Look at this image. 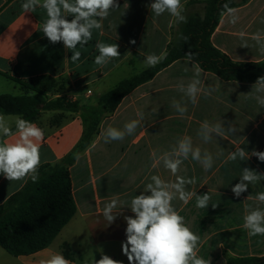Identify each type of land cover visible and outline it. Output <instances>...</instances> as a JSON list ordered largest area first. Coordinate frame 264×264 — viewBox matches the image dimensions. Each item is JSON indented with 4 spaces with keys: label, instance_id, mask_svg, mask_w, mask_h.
Instances as JSON below:
<instances>
[{
    "label": "crops",
    "instance_id": "0c3cea01",
    "mask_svg": "<svg viewBox=\"0 0 264 264\" xmlns=\"http://www.w3.org/2000/svg\"><path fill=\"white\" fill-rule=\"evenodd\" d=\"M193 1L205 0H181L183 16L202 12L200 5L191 4ZM23 2L0 0V95H23L21 84H31L42 77L64 78L73 102L95 107L99 98L121 81L149 68L140 53L165 57L177 27L176 18L168 12L156 16L150 11L148 5L153 0H117L119 8L110 10L102 21L103 28L93 30L87 44L82 48L77 46L81 57L73 62L72 51L66 50L62 41L53 44L44 35L46 10L38 7L34 12L25 13L21 8ZM234 9L237 22L230 23V18L223 14L212 34V44L236 62L263 61L264 51L260 46L264 44V0H249ZM241 32L245 33L243 39ZM257 32L262 33L259 43L251 38ZM132 40L135 44L130 43ZM97 42L118 44L120 57L113 58L106 66L96 65ZM194 78L202 81L200 87L213 90L209 96L199 94L193 105L177 85L186 86ZM253 85L225 81L203 69L197 77L192 63L179 59L134 89L112 115L103 118L98 134L70 167L77 209L71 221L47 249L33 255L13 257L0 247V264H41L56 253L62 254L70 264H94L101 254L129 264L122 252V242L126 240L124 217L134 215L129 208L131 199L151 182V175H159L166 182L176 180L162 163L152 167L151 154L171 151L185 136L191 137L194 148H201L202 155L206 149L214 159L213 167L205 170L189 154L176 174L194 177L196 182L186 185V189L197 195L207 193L210 197L206 208L196 207V196L187 204L178 196L172 201L175 210L184 217L185 226L199 237L197 256L210 264H227L232 258L264 257V235L249 236L243 227L246 208H264V204L255 199H246L264 192V181L249 184L239 198L231 191L244 168L264 173V162L255 156L246 161L228 159V154L238 147L248 152L264 151V107L255 98H264V92L255 93ZM174 100L187 107L184 116L173 107ZM137 111L143 112L144 118L135 132L123 140L106 143L105 130L109 126L123 129L125 123L139 119ZM3 117L12 134L5 137L0 133V144L14 143L18 138L16 120L19 116ZM205 120L209 125L222 122L226 134L213 132L205 142L201 135ZM29 122L44 133L43 138L36 141L40 152L39 169L59 164L69 156L83 140L91 119L83 111H42ZM229 126L235 131L228 132ZM30 179L31 174L9 181L0 174V206L22 190ZM112 200L117 201L116 219L108 223L103 208ZM213 205L217 206L213 208Z\"/></svg>",
    "mask_w": 264,
    "mask_h": 264
},
{
    "label": "clouds",
    "instance_id": "9594fccd",
    "mask_svg": "<svg viewBox=\"0 0 264 264\" xmlns=\"http://www.w3.org/2000/svg\"><path fill=\"white\" fill-rule=\"evenodd\" d=\"M38 7L45 9L47 13V19L42 28L44 35L53 44L62 41L65 49L72 51L71 60L75 62L81 57V52L76 50L77 46L82 48L87 44L92 39L93 30L102 29V21L109 16L110 10L119 8V4L117 0H43V3L41 0H24L21 5L25 13L34 12ZM148 7L156 16L168 12L176 18L177 22H186V17L182 15L184 6L181 0H153ZM223 9L224 14L230 18L229 22L235 24L238 19L237 10L230 8L227 3L223 5ZM69 16L72 17L71 20L68 19ZM261 34L257 32L251 38L259 43ZM240 36L243 39L245 33L241 32ZM130 43L135 44V40ZM244 46L247 47V43ZM95 47L99 55L95 57L94 63L98 66H106L113 58L120 57L119 45L116 43L97 42ZM260 50L264 51V44H261ZM127 54L131 55V53ZM140 54L145 57L143 63L147 67H155L165 58L163 54ZM195 55L189 51L185 54L184 60L185 63H192L198 77L201 69L195 62ZM201 83L199 78H194L186 86L179 84L177 87L194 105L197 103L199 94L209 96L213 90L211 87H200ZM252 87L255 93L264 92V77H259ZM255 98L257 103L264 107V98L259 96ZM172 105L181 116L187 112V107L175 100ZM137 116L139 119L125 123L123 129L109 126L104 132L105 142L123 140L126 135H132L143 120L144 114L137 111ZM16 128L18 138L15 142L0 144V174L9 181L21 180L31 174V179L35 182L38 179L37 169L40 165V152L36 141L43 138V130L19 117L16 120ZM227 131L235 130L229 126ZM213 132L217 135H225L223 123L209 125L205 120L201 125V135L205 142L209 141ZM0 133L5 137L12 134L3 116H0ZM189 154L192 160L198 161L205 170L213 167V155L206 149L202 155L201 148H194L191 137L188 136L178 140L171 151L163 153L154 151L151 154L152 167L162 163L165 169L176 176V180L166 182L159 175H151V182L146 184L139 195L131 199L129 208L134 215L124 217L127 225L126 240L122 242V252L129 264H210L209 261L197 256L196 247L199 237L185 226L184 217L179 215L172 205L173 199L177 196L184 204L196 196L197 208L208 207L210 197L207 193L197 195L186 189V185L196 182L195 178L176 175L180 166L188 160ZM251 156L264 162V152L256 150L248 152L241 147L230 152L228 159L246 161ZM260 181H264V173L244 168L239 182L231 188V191L236 198H239L247 191L249 184H257ZM246 199H255L264 204V192L257 193L255 197L249 195ZM216 206L213 205V208ZM116 207V200L104 206L103 216L108 223L116 219L114 214ZM246 213L243 218V227L248 230L249 236L264 235V208H246ZM41 264H70V261L62 254L56 253L51 258L41 261ZM94 264H122V262L101 254V258L95 260Z\"/></svg>",
    "mask_w": 264,
    "mask_h": 264
},
{
    "label": "trees",
    "instance_id": "16d2710c",
    "mask_svg": "<svg viewBox=\"0 0 264 264\" xmlns=\"http://www.w3.org/2000/svg\"><path fill=\"white\" fill-rule=\"evenodd\" d=\"M248 1H193L191 4L200 5L202 12L185 15L186 22H177L165 58L155 67L121 81L102 95L95 107L81 106L60 97L52 99V93L65 90L68 82L64 78L42 77L31 84H21L23 95H0V116L13 115L32 121L42 111H83L91 119V126L83 140L69 156L59 164L41 166L35 182L30 179L22 190L0 206V247L13 257H21L45 250L53 243L77 211L70 167L98 134L103 118L112 115L134 89L152 80L174 61L184 59L189 51L196 54L195 62L201 69L225 81L255 84L259 77H264V60L258 63L236 62L211 41L224 14L223 5L227 3L230 8H236ZM227 264H264V257L232 258Z\"/></svg>",
    "mask_w": 264,
    "mask_h": 264
},
{
    "label": "rangeland",
    "instance_id": "374dc122",
    "mask_svg": "<svg viewBox=\"0 0 264 264\" xmlns=\"http://www.w3.org/2000/svg\"><path fill=\"white\" fill-rule=\"evenodd\" d=\"M67 91H68V84H67V86L65 87V90L64 91H62V92H57V93H52L51 94V98L52 99H56V98H58V97H60V98H63V99H66V100H72L73 101V99H74V97L73 96H71V95H68V93H67ZM90 126H91V124H90ZM90 128V127H89ZM96 136V135H95ZM94 136V137H95ZM93 137V138H94Z\"/></svg>",
    "mask_w": 264,
    "mask_h": 264
}]
</instances>
